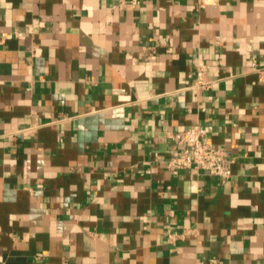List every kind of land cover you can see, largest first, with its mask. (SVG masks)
I'll use <instances>...</instances> for the list:
<instances>
[{
    "label": "crops",
    "instance_id": "1",
    "mask_svg": "<svg viewBox=\"0 0 264 264\" xmlns=\"http://www.w3.org/2000/svg\"><path fill=\"white\" fill-rule=\"evenodd\" d=\"M0 264H264V0H0Z\"/></svg>",
    "mask_w": 264,
    "mask_h": 264
},
{
    "label": "built area",
    "instance_id": "2",
    "mask_svg": "<svg viewBox=\"0 0 264 264\" xmlns=\"http://www.w3.org/2000/svg\"><path fill=\"white\" fill-rule=\"evenodd\" d=\"M197 82L202 87L209 85V82L204 80L201 69L197 71ZM177 137L181 139L183 146L180 153L168 159L167 165L170 169L194 168L220 179H227L231 175V165L234 161L232 155L209 145L204 140V129L201 126L193 125Z\"/></svg>",
    "mask_w": 264,
    "mask_h": 264
}]
</instances>
